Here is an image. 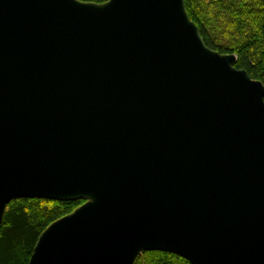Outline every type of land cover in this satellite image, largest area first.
Here are the masks:
<instances>
[{
    "label": "water",
    "instance_id": "water-1",
    "mask_svg": "<svg viewBox=\"0 0 264 264\" xmlns=\"http://www.w3.org/2000/svg\"><path fill=\"white\" fill-rule=\"evenodd\" d=\"M185 0H0V225L84 202L28 264H264V85Z\"/></svg>",
    "mask_w": 264,
    "mask_h": 264
},
{
    "label": "trees",
    "instance_id": "trees-1",
    "mask_svg": "<svg viewBox=\"0 0 264 264\" xmlns=\"http://www.w3.org/2000/svg\"><path fill=\"white\" fill-rule=\"evenodd\" d=\"M185 4L205 44L221 54L236 55L237 69L264 85V0H185ZM83 203L45 199L12 201L0 225V264H28L45 229ZM134 264L191 263L173 253L148 251Z\"/></svg>",
    "mask_w": 264,
    "mask_h": 264
},
{
    "label": "rangeland",
    "instance_id": "rangeland-1",
    "mask_svg": "<svg viewBox=\"0 0 264 264\" xmlns=\"http://www.w3.org/2000/svg\"><path fill=\"white\" fill-rule=\"evenodd\" d=\"M215 25H216V24H215ZM215 25H214V26H215Z\"/></svg>",
    "mask_w": 264,
    "mask_h": 264
}]
</instances>
